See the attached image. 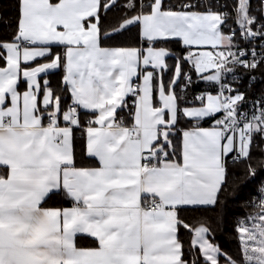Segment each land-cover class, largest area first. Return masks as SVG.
<instances>
[{"label": "snow or ice", "instance_id": "1", "mask_svg": "<svg viewBox=\"0 0 264 264\" xmlns=\"http://www.w3.org/2000/svg\"><path fill=\"white\" fill-rule=\"evenodd\" d=\"M117 2L16 0L15 34L11 42L0 41V60L6 65L0 67V264H189L177 235L181 224L194 232L191 246L199 249L203 264H220L221 257L225 264H264V183L259 211L236 229L239 261L209 241V227L193 229L177 215L179 207L220 204L229 154L235 153L234 161L250 160L259 137L255 146L264 156V102L248 116L240 111L244 95L224 82L236 66L255 70L264 64V23L256 27L252 0H235L232 6L239 35L236 28L224 31L230 13L220 9L229 5L219 0H182L170 7L165 0H127L121 7L136 14L102 34L100 13ZM259 11L264 15V0ZM133 25L140 26L146 49L101 47L102 35L111 38ZM175 38L189 49L182 59L200 79L217 86L215 95L196 97L200 107H179L175 87L182 76L185 88L192 84V77L182 73L181 58L172 79L163 82L172 53L156 45ZM257 39L259 56L255 48L238 43ZM54 44L63 47L62 54L51 52ZM193 46L211 50L194 51ZM38 58L50 59L28 67ZM61 66L72 100L66 111L47 80L38 102V76ZM134 77L142 82L134 84ZM21 80L27 85L22 93ZM154 87L159 107L153 105ZM129 95L136 98L130 126L117 115ZM78 109L94 117L85 129L86 152L98 167L75 164ZM180 116L195 124L183 132L177 149L169 137ZM205 118L213 120L212 127L199 126ZM256 175L249 164L244 179ZM61 193L72 207H44ZM78 235L94 238L97 246L77 247Z\"/></svg>", "mask_w": 264, "mask_h": 264}, {"label": "trees", "instance_id": "2", "mask_svg": "<svg viewBox=\"0 0 264 264\" xmlns=\"http://www.w3.org/2000/svg\"><path fill=\"white\" fill-rule=\"evenodd\" d=\"M127 0H118L117 6L112 8L108 12L101 11V30L103 33H111L113 29H117L119 24L126 16L135 15L136 12H130L127 9L121 7ZM147 2V0H145ZM182 0H165L166 7L178 6ZM196 2V0H192ZM220 3H227L229 7L227 9H220L221 11H232V6L235 0H219ZM259 1H252V11L260 18L263 19V15L260 11L256 10ZM137 12L139 9L137 8ZM17 16L16 0H0V41L11 42L15 34V20ZM225 31V30H224ZM102 47H124V48H137L140 46L147 47L148 44L142 42L140 36L139 25H133L128 30L114 35L111 38H105L102 35L101 40ZM156 46L165 47L174 53L178 58H181V69L184 74H191L194 79L199 77L194 72L193 68L188 62H185L182 58L187 55L188 48L184 47L178 40H170L163 44H157ZM58 51V52H57ZM63 53V49H54V53ZM262 71V70H261ZM263 75L259 78L251 87L246 86L244 88V101L245 105L249 103H255L257 100H264V71L260 72ZM259 74V77H260ZM64 75V68H61L54 73L48 75L49 85L54 90L55 95L61 97V110L66 111L68 105L72 103L70 92L66 90V86L62 83ZM200 81V80H199ZM183 76L176 86V92L180 97L181 105L199 104L196 96L200 92H214V85H207L204 82H198L191 84L186 90L182 89L184 85ZM130 103V101L128 102ZM131 105V104H128ZM131 110L130 106L128 111ZM126 109L122 110L120 114L129 116V112ZM85 114L81 112L80 118L86 119ZM85 121V120H84ZM213 120L208 119L203 121L204 126H209ZM179 127L182 128L185 125L183 118H179ZM179 134L173 138V145L179 149ZM259 141V137L256 138V142ZM254 142L251 159L241 160L238 162H232L231 156L227 158V184L226 191L221 195V202L215 208L208 207H185L178 210V219L183 223L191 226V228L199 227L201 224L210 228L211 232L208 235L210 241L218 245L223 253L231 257L234 260L239 261L241 259V248L238 233L236 231L240 221L245 219L250 214H253L258 208L256 205L260 201L259 188L264 183V167L260 166V161L264 160V156H261L260 149L255 146ZM264 147V145H261ZM75 158L77 165H93L94 160L89 158L86 153L85 142L83 139L76 138L75 141ZM257 169V175L255 178L244 179L248 165ZM71 205L70 199L66 198L62 193L52 196L44 207H66ZM179 240L183 245V258L189 261L197 259V264H203V258L200 256L198 248H192L191 241L193 238V232L189 229H185L181 224L179 227ZM81 242V239H80ZM221 262H224V258H220Z\"/></svg>", "mask_w": 264, "mask_h": 264}, {"label": "crops", "instance_id": "3", "mask_svg": "<svg viewBox=\"0 0 264 264\" xmlns=\"http://www.w3.org/2000/svg\"><path fill=\"white\" fill-rule=\"evenodd\" d=\"M140 27V26H139ZM142 40V39H141ZM172 40H178V41H180L178 38H175V39H172ZM142 42H144V43H147L146 41H143L142 40ZM181 42V44H182V41H180ZM183 45V44H182ZM184 46V45H183ZM102 47V46H101ZM148 47V46H147ZM147 47H143V46H140V47H137V49H146ZM156 47H160V46H156ZM184 47H186V46H184ZM50 48H51V52L53 53V54H56L57 52H55L54 53V49L55 50H57V49H59V48H62L63 49V47L62 46H58V45H51L50 46ZM187 48V47H186ZM193 50L194 51H200V50H211V48H210V46H205L204 48H197L196 46H193ZM63 51H64V49H63ZM170 51V50H169ZM171 52V51H170ZM172 53V52H171ZM177 56L174 54V53H172V55H170V56H168V57H166V63H167V65H168V69H167V71H165V72H163L162 73V79H163V82H164V84L165 85H167L168 83H169V81L172 79V77H173V74H174V70H175V65H176V63H177ZM49 59L50 58H38L36 61H34V62H31L29 65H28V67H36V66H38L39 64H43V63H47V62H49ZM189 63V65L192 67V65H191V63L190 62H188ZM4 66H6L5 65V62L3 61V60H0V67H4ZM22 67H24V65H22ZM61 68V67H60ZM60 68H58V69H56V70H50L47 74H40L39 76H38V80H39V82H40V84H41V92H40V94H39V96H38V102L39 101H41L42 100V98H43V82L45 81V80H47L48 82H49V80H48V75L49 74H51V73H54V72H57ZM193 68V67H192ZM145 70V66H143V64L141 63L140 64V67H139V69H138V71H144ZM193 70H194V68H193ZM147 71H152V69H151V67H148L147 68ZM194 72H195V70H194ZM196 73V72H195ZM208 73H205V75H207ZM196 75L198 76V74L196 73ZM199 77V76H198ZM199 80L201 81V82H204L205 84H207V85H214L212 82H208V81H205V80H202V79H200L199 78ZM139 82V84L142 82V78H136V77H134L133 78V82ZM155 83H156V81H154V85H155ZM18 90L22 93L23 91H25V90H27V85H26V82H24L23 80H21L20 82H19V84H18ZM175 91H176V87H175ZM177 93V92H176ZM209 94H213V95H215L214 93H209ZM178 95V94H177ZM135 97L134 96H131V95H129L127 98H126V100H127V106L126 107H123L122 109H118V119L119 118H122L123 120H124V122H125V124L126 125H128V126H130L131 125V122H132V116H131V113L132 112H134V102H135ZM130 101V103H128ZM160 100H159V94H158V91L155 89V87H154V91H153V105L154 106H156V107H159L160 106ZM128 104H131V105H128ZM178 104H179V107H180V102H179V100H178ZM129 106H130V108H131V110H129L128 111V109H129ZM200 106H202L201 105V102H199V104H190V105H181V109H183V108H185V107H187V108H192V107H200ZM124 109H126L128 112H129V116H127V115H122V114H120V112L122 111V110H124ZM78 111L80 112V115H81V112H83L84 114H85V118L86 119H94V117H93V115L90 113V112H87L86 110H83V109H78ZM182 118H183V120H184V122H185V125L182 127V128H180L178 125V123H179V119H178V122H177V124H176V126L174 127V129L172 130V133H171V135H170V137H169V139H171V141H172V143H173V138L176 136V135H178L179 134V147H180V145H181V142H182V134H183V132L184 131H188V130H192L193 128L191 127V123L193 122V120H190L189 118H186V117H183V116H181ZM86 119H81L80 118V126L79 127H75V126H73V151H74V158H75V141H76V138H78V139H83L84 140V142H85V147H86V131H85V129H86V127L88 126V124H86L85 123V121L84 120H86ZM205 120H208V118H205L204 120H202L201 122H203V121H205ZM45 123H47V121H45ZM213 124V123H212ZM212 124L211 125H209V126H201V127H203V128H210V127H212ZM60 126L61 127H64L65 126V123H64V121L62 120V117H61V120H60ZM169 151H171V149H169ZM87 153V152H86ZM233 154V153H232ZM232 154H229V156H231ZM88 156V155H87ZM228 156V157H229ZM89 157V156H88ZM89 158H91V157H89ZM91 159H93L94 160V164L93 165H77L76 164V158H75V164H76V166L77 167H83V168H93V167H98L99 165H98V161L95 159V158H91ZM71 201V200H70ZM73 206V203H72V201H71V205H69V206H66V207H50V208H70V207H72ZM185 207H191V206H183V207H179L178 209H177V215H178V210L180 209V208H185ZM259 211V209H257L253 214H250L249 216H247L245 219H243V220H246L248 217H250V216H253V215H255L257 212ZM248 223H249V225H250V223H251V221H248ZM179 227H180V225L178 226V232H177V235H178V233H179ZM193 237H194V232H193ZM208 239H209V237H207ZM80 239H81V242H80ZM178 239H179V236H178ZM193 239V238H192ZM209 241H210V239H209ZM211 242V241H210ZM212 243V242H211ZM214 244V243H213ZM76 245H77V247H80V248H94V247H96L97 246V242H96V240L94 239V238H92V237H89V236H87V235H78L77 236V238H76ZM216 245V244H215ZM220 264H225V261L224 262H221V260H220Z\"/></svg>", "mask_w": 264, "mask_h": 264}, {"label": "built area", "instance_id": "4", "mask_svg": "<svg viewBox=\"0 0 264 264\" xmlns=\"http://www.w3.org/2000/svg\"><path fill=\"white\" fill-rule=\"evenodd\" d=\"M253 1V0H252ZM254 1H259L260 0H254ZM251 8H252V2H251ZM256 10L259 11V4L257 5L256 7ZM230 13V19L228 20V24L227 26L224 28L225 32H227L229 30V28H236L237 29V35H239L238 33V28H237V25L234 23V17H235V13L232 11L229 12ZM251 15L257 17V25L256 27L259 26L260 23H264V15H263V19H260L253 11L251 12ZM238 43L240 44V46L242 48H245L246 50H249L251 48H255L256 51H257V54L259 56L260 52H261V41L259 39H257L256 41L252 42L250 45L248 44H244L243 42L239 41L238 40ZM235 51V49H233ZM248 60H251L252 57L251 55L249 54L247 57H246ZM262 70V71H261ZM264 71V64H261L257 69L255 70H248L244 67H241V66H236L234 71L232 73H226L225 76H224V82L231 85V87L237 89L240 93H242L244 95V88L246 86L248 87H251L252 85H254L256 83V81L259 79V78H262L263 75L260 74V72H263ZM259 74H260V77H259ZM192 77V84H195V83H198L200 82L198 79H194L193 76L191 74H188ZM253 77L255 79H253ZM134 84H139V82H134ZM185 84V82H184ZM190 86V85H189ZM187 86V87H189ZM215 86V91L214 92H200L197 94V96H200V95H205V94H209V93H214L216 94V91H217V86ZM182 89L183 90H186V88L184 87V85L182 86ZM226 95H228L229 93H225ZM231 95H235L236 93L233 92V93H230ZM196 96V97H197ZM199 101V100H198ZM201 102V101H199ZM264 102V100H257L255 103H249L247 105H245V102H242L240 104V111L247 114L248 116H251L252 112L254 110H257L261 103ZM79 112V111H78ZM79 118H80V112H79ZM217 118H219V114L217 115ZM90 119H86L85 120V123L88 124V121ZM203 122L200 121V124L199 126H203L202 124ZM213 123V122H212ZM211 123V124H212ZM195 124V121H193L191 123V127L193 128ZM256 142V140L254 141ZM233 155H235V153L232 154V157ZM231 157V160L232 162H238V161H241V160H233V158Z\"/></svg>", "mask_w": 264, "mask_h": 264}]
</instances>
